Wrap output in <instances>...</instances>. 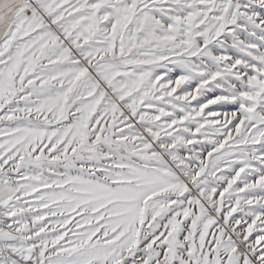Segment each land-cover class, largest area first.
Masks as SVG:
<instances>
[{"label":"snow or ice","instance_id":"1","mask_svg":"<svg viewBox=\"0 0 264 264\" xmlns=\"http://www.w3.org/2000/svg\"><path fill=\"white\" fill-rule=\"evenodd\" d=\"M0 264H264V0H0Z\"/></svg>","mask_w":264,"mask_h":264}]
</instances>
